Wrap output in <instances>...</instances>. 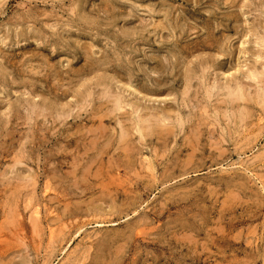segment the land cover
<instances>
[{
  "label": "rangeland",
  "instance_id": "obj_1",
  "mask_svg": "<svg viewBox=\"0 0 264 264\" xmlns=\"http://www.w3.org/2000/svg\"><path fill=\"white\" fill-rule=\"evenodd\" d=\"M263 62L264 0H0V264H264Z\"/></svg>",
  "mask_w": 264,
  "mask_h": 264
},
{
  "label": "bare ground",
  "instance_id": "obj_2",
  "mask_svg": "<svg viewBox=\"0 0 264 264\" xmlns=\"http://www.w3.org/2000/svg\"><path fill=\"white\" fill-rule=\"evenodd\" d=\"M262 59V58H261ZM264 63V62H263ZM255 70V69H254ZM253 74H255L254 72H253ZM252 75V74H251ZM255 76V75H254ZM252 77V76H251ZM100 168V167H99Z\"/></svg>",
  "mask_w": 264,
  "mask_h": 264
}]
</instances>
